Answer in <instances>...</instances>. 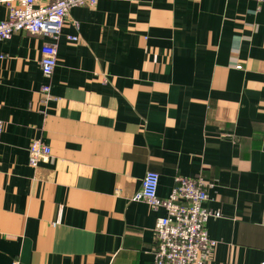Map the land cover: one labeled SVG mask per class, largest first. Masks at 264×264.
<instances>
[{
	"label": "crops",
	"instance_id": "0c3cea01",
	"mask_svg": "<svg viewBox=\"0 0 264 264\" xmlns=\"http://www.w3.org/2000/svg\"><path fill=\"white\" fill-rule=\"evenodd\" d=\"M49 42H0V264H153L165 211L132 200L147 172L160 199L177 177L211 185L203 207L219 215L204 225L217 241L208 264H264V7L72 8L46 79ZM34 141L50 157L32 168Z\"/></svg>",
	"mask_w": 264,
	"mask_h": 264
},
{
	"label": "built area",
	"instance_id": "2783aa9c",
	"mask_svg": "<svg viewBox=\"0 0 264 264\" xmlns=\"http://www.w3.org/2000/svg\"><path fill=\"white\" fill-rule=\"evenodd\" d=\"M100 0H0L6 17L0 22V42L15 35L29 34L50 39L40 52L39 66L42 75L50 79L56 66V41L61 34L72 8H94ZM256 10L264 7V0H254ZM68 41L77 43V36ZM239 68V67H238ZM40 92L49 98L50 86L45 84ZM3 123L0 121V136ZM28 164L35 168L50 157L48 146L39 141L31 143L27 150ZM175 187L165 199L157 196L158 174L147 172L139 191L132 200L145 203L150 209L162 208L165 216L157 219L153 237V264H208L212 260L217 241L210 239L204 228L209 217L219 213L206 210L207 188L211 185L203 179L177 177Z\"/></svg>",
	"mask_w": 264,
	"mask_h": 264
}]
</instances>
